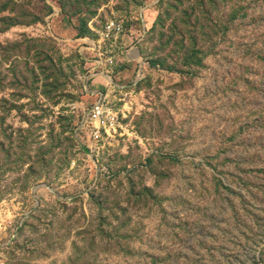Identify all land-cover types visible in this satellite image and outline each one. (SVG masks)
<instances>
[{
    "label": "rangeland",
    "instance_id": "1",
    "mask_svg": "<svg viewBox=\"0 0 264 264\" xmlns=\"http://www.w3.org/2000/svg\"><path fill=\"white\" fill-rule=\"evenodd\" d=\"M0 264H264V0H0Z\"/></svg>",
    "mask_w": 264,
    "mask_h": 264
},
{
    "label": "built area",
    "instance_id": "2",
    "mask_svg": "<svg viewBox=\"0 0 264 264\" xmlns=\"http://www.w3.org/2000/svg\"><path fill=\"white\" fill-rule=\"evenodd\" d=\"M121 25L117 22H109L106 25L104 34L108 38H113V34L116 33V31H121ZM91 123L93 125L92 135L94 136L95 140H99L100 134H101V127H104L106 123L111 120L110 113L105 110L103 102L101 99L96 101L94 105L92 106V112H91Z\"/></svg>",
    "mask_w": 264,
    "mask_h": 264
}]
</instances>
